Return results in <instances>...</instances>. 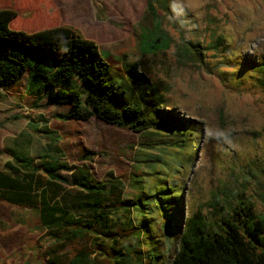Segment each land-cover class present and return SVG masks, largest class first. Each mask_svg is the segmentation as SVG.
I'll list each match as a JSON object with an SVG mask.
<instances>
[{"label":"rangeland","instance_id":"1","mask_svg":"<svg viewBox=\"0 0 264 264\" xmlns=\"http://www.w3.org/2000/svg\"><path fill=\"white\" fill-rule=\"evenodd\" d=\"M91 2L96 18L107 19L104 5ZM58 3L61 12L53 0H0V9L16 11L10 23L14 30L63 25V14L73 17V25L79 24L86 38H104L105 29L79 16L76 4ZM138 4H143V14ZM133 7L136 11L128 21L111 23L124 34L119 43H95L114 70L129 84L138 85V95L144 87L153 88L158 108L171 110L200 128L193 161L176 178H168L170 184L177 182L181 187L183 220L199 211L207 223H214L226 214L228 205H235L238 194L248 197L255 213L264 217V196L254 191L248 174L254 162L264 159V85L260 82L264 0H149L136 1ZM131 63L138 66L135 72L126 70ZM25 78L0 92V168L12 151L32 157L49 153L69 164L85 163L97 180L112 173L124 184L122 196L132 197L131 172L149 171L141 161L157 153L147 145L159 134H140L95 117L58 119L56 114L65 113L69 106L46 100L36 103L25 91ZM220 131L228 134V141L217 138ZM85 151L94 152L91 160H81ZM158 176L145 179L152 182ZM149 229L151 244L165 253L168 242L162 245L154 224ZM174 237L171 232V243ZM89 245L88 240L60 247V257L65 260L80 249L89 251ZM57 247L39 228L32 210L0 202V264H50V251ZM95 263L101 264L97 259Z\"/></svg>","mask_w":264,"mask_h":264},{"label":"trees","instance_id":"2","mask_svg":"<svg viewBox=\"0 0 264 264\" xmlns=\"http://www.w3.org/2000/svg\"><path fill=\"white\" fill-rule=\"evenodd\" d=\"M15 17V10L0 9V89L26 75L25 91L36 103L69 106L56 114L58 119L95 117L140 134H159L147 145L157 153L141 161L149 171L131 172L130 198L122 196L124 184L112 173L97 180L85 163L69 164L49 153L11 152L0 169V200L35 213L39 228L58 246L50 251V264H96L95 259L101 264H162L164 256L163 264H264V217L255 213L248 197L236 195L235 205H228L214 223L199 211L183 220L181 187L168 178H176L195 157L200 133L195 122L158 108L151 87L138 95V85L114 70L95 41L77 27L26 32L10 28ZM137 67L131 63L126 70ZM260 82L264 85V75ZM93 155L85 151L80 158ZM248 174L254 191L264 196V159L254 162ZM150 175L159 176L148 182ZM151 224L162 245L169 244L165 253L151 244ZM88 240L89 251L61 259L60 247Z\"/></svg>","mask_w":264,"mask_h":264},{"label":"crops","instance_id":"3","mask_svg":"<svg viewBox=\"0 0 264 264\" xmlns=\"http://www.w3.org/2000/svg\"><path fill=\"white\" fill-rule=\"evenodd\" d=\"M53 1H54L55 6L61 12L63 8L61 5H59L58 1H62V0H53ZM69 1H72L71 4H73V5L76 4V6L78 8L77 10L82 13L79 16H84V17L87 16L88 18L91 19V21L93 22V24L96 27H98L101 30L105 29L104 33L102 34L104 37L103 39L98 40V39L92 37L93 40L95 42L106 41L109 46H114L115 44L119 43L120 40H122L124 38V34L117 32L116 29H114L112 27L111 23L118 22V20L128 21L129 18L132 17V14L136 11L133 7L135 5L136 1H149V0H97V1H100L105 7V10H106L105 14L107 16V19H105V20H100V19L96 18L91 0H69ZM139 7H140V14H143V12H144L143 4H140ZM72 19H73V17H64L63 14L61 15V21L65 24L73 25ZM76 27L80 28L79 24ZM89 37L91 38V36H89ZM16 83L10 84L8 86L1 88L0 92L2 90L8 91V88L12 87ZM31 97L33 98V96H31ZM13 102H15V101H13ZM10 107H11V103H9V109H10ZM12 113H13V111L8 112V114H12ZM0 169H2V168H0ZM0 202H7V201L0 200ZM7 203H9V202H7Z\"/></svg>","mask_w":264,"mask_h":264},{"label":"clouds","instance_id":"4","mask_svg":"<svg viewBox=\"0 0 264 264\" xmlns=\"http://www.w3.org/2000/svg\"><path fill=\"white\" fill-rule=\"evenodd\" d=\"M217 138H223L225 141H228V134L224 131H220L216 134Z\"/></svg>","mask_w":264,"mask_h":264}]
</instances>
